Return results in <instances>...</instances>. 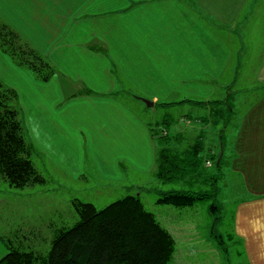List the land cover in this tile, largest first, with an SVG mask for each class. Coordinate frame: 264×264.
I'll use <instances>...</instances> for the list:
<instances>
[{
	"label": "rangeland",
	"instance_id": "374dc122",
	"mask_svg": "<svg viewBox=\"0 0 264 264\" xmlns=\"http://www.w3.org/2000/svg\"><path fill=\"white\" fill-rule=\"evenodd\" d=\"M196 2L206 10L218 12L227 9L229 13L232 10L238 13V0ZM2 5L0 3V31L2 25H7L11 30L22 32L18 33L21 40H31L32 33H26L22 27L12 26V29L9 26V20L2 16ZM226 20L233 25L238 22V16ZM254 21L248 28V32L253 31L247 42L250 56L244 51L248 64H253H244L247 67L245 73L249 76L242 72L238 81V65L234 59L229 73L235 72V76L230 81L182 83L177 81L176 75H171L162 79L167 86L170 85L166 90L162 92L160 83L155 89L156 94H163L157 99L149 97L151 92L145 87L139 88L130 82H124L125 89L122 82L115 83V93L112 92L113 86L105 94H99L98 88L91 87L92 91H88L90 88L85 75L88 78L91 75L86 73V69L80 73L83 67H75L68 62L63 64L65 67H55L57 74L50 81H44L30 67H21L14 58L0 53V85L18 93L16 107L25 139L32 142V139L40 137V133L47 131L42 126V118L50 122L54 133L61 139L58 154L45 153L41 147L35 151L33 161L43 177V184L18 190L19 201L6 191L0 195V235L7 240H16L12 232L22 229L14 222L18 215L21 222L26 218L38 219L37 223L42 227L37 232L41 237L22 239L18 252L46 258L51 249L49 224L60 220L65 230L73 227L80 220L75 203L89 204L100 210L132 195L139 197L146 210L172 234L178 249L183 247L184 256L178 259V264H192L194 261L201 264H249L244 244L232 234L235 201L237 198L240 201L245 195L236 193L224 161L228 155L225 147L230 148L235 135L238 116L234 111L236 94L238 106L245 107L264 93V82L256 79L263 58L261 54L264 53V19ZM233 36L238 41V33ZM122 52L126 53L125 50ZM167 53L174 58L170 51ZM236 55L238 48L234 50ZM181 65L182 60L179 59L178 66ZM159 70L163 71L162 65ZM100 71L94 67L93 73L98 76ZM212 87L215 88L212 97L202 94L190 97L192 92L202 93ZM186 99L194 104L169 108L159 106L160 103ZM144 100H149L153 106L148 107ZM165 121H170V124ZM197 142L201 144L200 176L191 181L164 184L157 176L161 150L165 148L170 155L178 153L180 159L188 160L187 150ZM218 162H221L220 168L216 166ZM1 185L7 187L8 183L3 180ZM215 189V202L220 208L217 212L210 210L212 199L184 209L158 203L162 192L212 194ZM210 244L218 248V257H189V246L205 247L209 252Z\"/></svg>",
	"mask_w": 264,
	"mask_h": 264
},
{
	"label": "crops",
	"instance_id": "0c3cea01",
	"mask_svg": "<svg viewBox=\"0 0 264 264\" xmlns=\"http://www.w3.org/2000/svg\"><path fill=\"white\" fill-rule=\"evenodd\" d=\"M196 1L0 0V3L3 4L2 16L9 20V26L22 27L26 33H32L33 38L25 40L54 67H65L63 64L68 62L75 67H83L80 73L86 69V73L91 75V78L85 75L90 88L88 91H92L91 87L98 88L99 94H105L113 86L112 92L115 93V83L122 82L125 89L124 82H130L139 88L145 87L151 92L149 97L157 99L163 94H156L155 89L160 83L162 92L166 90L170 85L167 86L162 79L171 75H176L177 81L182 83L230 81L235 76V72L229 73L234 59L238 65V81L242 72L249 76L245 73L247 67L244 64H253H248L244 51L249 55L248 43L253 31L248 32V28L254 24V19H264V0H238V13L233 10L229 13L227 9L218 12L206 10ZM236 16L238 22L233 25L227 22V18ZM237 33L238 41L233 36ZM237 48L238 55L234 56ZM0 53H4L1 48ZM261 56L256 79L264 82V53ZM179 59L182 60L181 66H178ZM160 65L163 71L159 70ZM94 67L101 69L98 76L93 73ZM159 75L162 78L159 79ZM214 91L212 87L202 93L192 92L190 97H199L200 94L212 97ZM234 111L238 114L235 135L230 148L225 147L228 155L224 165L233 178L236 193L245 196L235 201L232 234L244 244L249 264H264V93L245 107L238 106L236 94ZM42 120L47 131L40 133V137L32 139V142L25 140L35 151L41 147L45 153L58 154L61 139L54 133L50 122L46 118ZM31 187L34 186L26 189ZM18 190L0 183V195L6 191L19 201ZM38 221L26 218L21 222L17 216L14 222L22 229L12 232L16 240H7L0 235V260L10 251L18 252L22 239L41 237L37 231L42 225ZM49 227L51 247L65 226L59 220ZM210 246L209 252L205 247L189 246V257H218L216 245ZM181 256H184L183 247L178 249L176 242L168 264H178ZM194 262L192 264H201Z\"/></svg>",
	"mask_w": 264,
	"mask_h": 264
},
{
	"label": "trees",
	"instance_id": "16d2710c",
	"mask_svg": "<svg viewBox=\"0 0 264 264\" xmlns=\"http://www.w3.org/2000/svg\"><path fill=\"white\" fill-rule=\"evenodd\" d=\"M0 48L21 67H30L44 81L56 75V68L45 57L20 39L15 31L2 25ZM4 31V32H2ZM13 59V60H14ZM17 60V61H16ZM18 93L0 85V183L23 190L44 182L33 161L34 147L25 140L19 111ZM194 104L188 99L160 103L161 107ZM170 124V121H165ZM164 137L168 138V135ZM173 151V150H171ZM201 144L187 150L188 160L170 155L163 148L157 176L164 184L191 181L200 176ZM177 162V164H176ZM217 168L221 162L216 163ZM212 199L211 212L220 210L216 204V189L212 194L195 191L162 192L158 203L176 208H190ZM80 220L63 230L53 241L47 257H34L10 251L0 264H168L176 242L154 214L147 211L137 196H125L103 209L89 204H74Z\"/></svg>",
	"mask_w": 264,
	"mask_h": 264
},
{
	"label": "water",
	"instance_id": "95a60500",
	"mask_svg": "<svg viewBox=\"0 0 264 264\" xmlns=\"http://www.w3.org/2000/svg\"><path fill=\"white\" fill-rule=\"evenodd\" d=\"M144 102L148 105V107L153 106V103L150 102L149 100H144ZM218 164H219V162H218Z\"/></svg>",
	"mask_w": 264,
	"mask_h": 264
}]
</instances>
